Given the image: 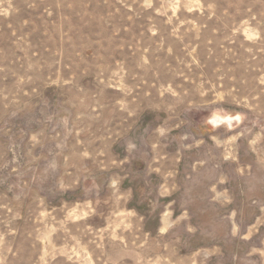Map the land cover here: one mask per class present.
<instances>
[{
	"label": "rangeland",
	"instance_id": "1",
	"mask_svg": "<svg viewBox=\"0 0 264 264\" xmlns=\"http://www.w3.org/2000/svg\"><path fill=\"white\" fill-rule=\"evenodd\" d=\"M0 264H264V0H0Z\"/></svg>",
	"mask_w": 264,
	"mask_h": 264
},
{
	"label": "bare ground",
	"instance_id": "2",
	"mask_svg": "<svg viewBox=\"0 0 264 264\" xmlns=\"http://www.w3.org/2000/svg\"><path fill=\"white\" fill-rule=\"evenodd\" d=\"M231 114V113H230ZM219 115V114H218ZM223 115V114H222ZM229 115V114H228ZM216 117V116H215ZM222 117V116H221ZM220 119L226 120L228 122H230L232 120L231 116L227 117V118H214L212 119L213 122L217 123ZM224 123V122H223ZM226 125V124H225ZM220 126V125H219ZM217 127V126H216ZM229 128V127H228ZM215 129V128H214Z\"/></svg>",
	"mask_w": 264,
	"mask_h": 264
}]
</instances>
